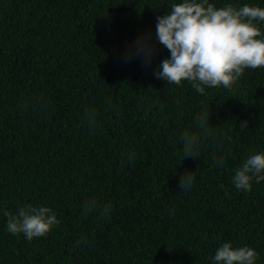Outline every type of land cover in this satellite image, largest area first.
Returning <instances> with one entry per match:
<instances>
[{
  "label": "trees",
  "instance_id": "trees-1",
  "mask_svg": "<svg viewBox=\"0 0 264 264\" xmlns=\"http://www.w3.org/2000/svg\"><path fill=\"white\" fill-rule=\"evenodd\" d=\"M179 2L0 0V264H215L225 242L264 264V180L232 183L264 153V68L203 94L157 79L170 57L157 17ZM138 36L151 38L147 65ZM207 111L199 158L185 159L182 137ZM27 204L60 223L31 241L11 234L5 212Z\"/></svg>",
  "mask_w": 264,
  "mask_h": 264
},
{
  "label": "clouds",
  "instance_id": "clouds-1",
  "mask_svg": "<svg viewBox=\"0 0 264 264\" xmlns=\"http://www.w3.org/2000/svg\"><path fill=\"white\" fill-rule=\"evenodd\" d=\"M253 21H264V8L244 5L237 9L228 5L217 9L209 0L174 3L170 11L157 17L156 38L170 57L161 62V70L154 75L175 85L189 81L201 94L205 86L231 89L245 69L264 68V38H257L261 31ZM136 51L149 64L154 51L151 38L138 36ZM208 124L207 111L200 117L196 131L184 133L185 159L199 158ZM195 180L194 172L188 171L181 176L179 188L186 191ZM253 180H264V153L249 156L232 177V183L241 191H251ZM98 207L96 201L86 204L88 211ZM5 216L8 231L13 235L23 233L29 241L45 236L60 223L49 207L30 204L18 208L15 214L5 212ZM212 259L215 264H255L257 253L225 242Z\"/></svg>",
  "mask_w": 264,
  "mask_h": 264
}]
</instances>
